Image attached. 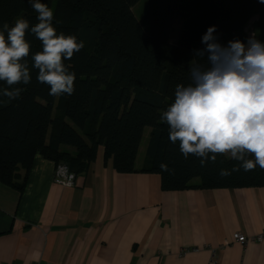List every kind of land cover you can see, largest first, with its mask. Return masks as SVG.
<instances>
[{"label": "trees", "instance_id": "obj_1", "mask_svg": "<svg viewBox=\"0 0 264 264\" xmlns=\"http://www.w3.org/2000/svg\"><path fill=\"white\" fill-rule=\"evenodd\" d=\"M141 0H41L53 11L57 33L75 35L84 48L64 63L75 72L72 95L53 97L37 81L31 54L42 50L29 31L31 82L17 85L21 96L9 101L0 93V182L24 190L37 154L65 166L74 177L89 171L100 146L120 173H158L163 190L188 188L264 187V169L231 172L238 162L218 155L201 167L194 155L184 158L179 142L168 137L161 113L174 100L177 84L187 85L192 61L207 66L202 36L215 26L218 42L247 43V26L264 42V3L259 0H147L139 19L134 6ZM23 17L30 27L37 13L28 0H0V25ZM181 20L172 41L175 21ZM7 85L0 81V89ZM150 128L145 162L137 156ZM251 158V157H250ZM164 163L171 172H164ZM23 171V174L20 171Z\"/></svg>", "mask_w": 264, "mask_h": 264}, {"label": "crops", "instance_id": "obj_2", "mask_svg": "<svg viewBox=\"0 0 264 264\" xmlns=\"http://www.w3.org/2000/svg\"><path fill=\"white\" fill-rule=\"evenodd\" d=\"M57 170L37 154L23 191L0 182V264H264V241L233 239L264 230V187L163 190L103 146L73 185Z\"/></svg>", "mask_w": 264, "mask_h": 264}, {"label": "clouds", "instance_id": "obj_3", "mask_svg": "<svg viewBox=\"0 0 264 264\" xmlns=\"http://www.w3.org/2000/svg\"><path fill=\"white\" fill-rule=\"evenodd\" d=\"M37 13V23L16 17L12 26L0 25V81L7 87L0 93L9 101L21 96L22 88L31 82L28 58L31 32L41 42L42 50L31 54V67L38 70L37 81L50 88L49 95L60 97L75 91L76 74L64 61L71 60L84 48L75 35L57 33L52 9L41 0H28ZM264 3V0H259ZM215 26L202 36L206 46L197 56L208 54V65L192 61L187 85L177 84L174 100L162 111L161 119L168 125V137L179 142L185 159L194 155L201 167L215 163L218 155L238 162L231 171L221 169L220 175L231 172L264 169V42L250 36L221 45ZM251 157V158H250ZM164 172L172 170L160 164Z\"/></svg>", "mask_w": 264, "mask_h": 264}, {"label": "built area", "instance_id": "obj_4", "mask_svg": "<svg viewBox=\"0 0 264 264\" xmlns=\"http://www.w3.org/2000/svg\"><path fill=\"white\" fill-rule=\"evenodd\" d=\"M74 175L68 172L65 166H60L57 170L56 181L64 185L74 184ZM233 239L241 244H247L248 242H263L264 241V230L252 237H247L245 234L236 232L233 234Z\"/></svg>", "mask_w": 264, "mask_h": 264}, {"label": "rangeland", "instance_id": "obj_5", "mask_svg": "<svg viewBox=\"0 0 264 264\" xmlns=\"http://www.w3.org/2000/svg\"><path fill=\"white\" fill-rule=\"evenodd\" d=\"M146 4H147V0H141L138 4H136L134 6V12H135L136 16L139 19H141L143 17V15H144ZM180 24H181V20L178 19V20L175 21V24H174L175 27H174L173 34H172V41H175L176 38H177ZM251 25H252V21H250L248 26H247V31H248L249 37L252 36ZM149 131H150V128L147 127L146 131H145L144 139L142 141L141 151L139 153V158L140 159L145 154V144L147 145V138H148V135H149Z\"/></svg>", "mask_w": 264, "mask_h": 264}]
</instances>
